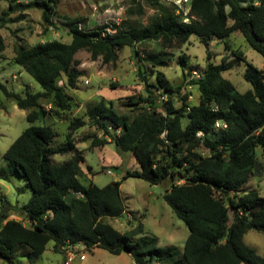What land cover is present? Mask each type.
<instances>
[{
	"label": "trees",
	"instance_id": "trees-1",
	"mask_svg": "<svg viewBox=\"0 0 264 264\" xmlns=\"http://www.w3.org/2000/svg\"><path fill=\"white\" fill-rule=\"evenodd\" d=\"M7 1L2 24L22 21L27 10L36 8L42 11L46 29L58 27L61 0ZM148 1L155 13L147 21L132 17L143 13L136 4L120 24L86 29L79 23L87 20H68L64 24L72 37L69 42L56 38L15 47V62L42 90L23 94L0 83L7 97L27 110L30 122L3 157L32 189L28 202L0 205L3 260L23 264L17 249L24 247L23 255L33 264L52 240L57 252H65L70 245L103 248L114 255L126 251L135 264H264V255L244 239L250 230L264 232V195L244 188L252 175L261 173L257 149L264 151V68L228 42L238 32L264 57V0H190L187 15L173 1ZM15 12L19 15L7 17ZM192 35L207 47L206 68L200 77L193 76L185 52L178 62L184 80L190 77L188 83L200 93L198 103L191 102L192 93L184 92V83L174 84L159 70L174 58L170 49L189 43ZM213 38L224 41L231 51L221 63L212 61ZM151 42L157 48L141 55L139 48ZM125 47L137 54L138 75L146 84L144 93L128 97L131 113L118 112L113 100L100 96L83 114L69 117L74 102L66 89L79 86L85 74L77 53L86 50L93 60L115 63ZM4 49L0 39V54ZM242 61L246 63L244 78L252 85L244 92L224 76ZM155 73L152 82L150 76ZM162 94L167 100L160 99ZM42 100L50 104L49 110ZM47 114L69 119L62 142L57 143L55 127L43 121ZM87 124L94 130L92 147L112 142L120 152L134 154L140 166L127 169L124 178L135 176L152 184L170 179L164 199L190 230L183 249L159 245L158 236L146 233L142 224L125 231L113 226L110 220L127 211L122 181L99 186L88 180L76 137ZM110 126L121 128L120 135ZM66 153L68 159L54 160L56 154ZM84 179L89 182L85 184ZM12 210L23 212L22 219L10 218Z\"/></svg>",
	"mask_w": 264,
	"mask_h": 264
},
{
	"label": "rangeland",
	"instance_id": "rangeland-1",
	"mask_svg": "<svg viewBox=\"0 0 264 264\" xmlns=\"http://www.w3.org/2000/svg\"><path fill=\"white\" fill-rule=\"evenodd\" d=\"M168 4L172 0H162ZM136 4L143 7L141 16L132 15L141 21L147 19L155 13L154 8L148 0H61L58 4L59 15L56 17L58 27L46 29L42 20V11L36 8L27 10V17L22 21L8 22L2 24L0 21V39H2L5 49L0 54V83L6 85L10 90H15L25 94V91L42 90V85L22 66L14 60L15 47L24 45L29 47L36 42L51 39H62L66 42L71 40L67 26L64 24L68 20H87L83 23L84 28H95L98 25L110 23L115 19L124 20L127 17L129 8H135ZM188 4V3H186ZM9 1L0 0V16L4 11H8ZM19 12L10 14L7 17H16ZM228 42L232 48L241 49L258 68H264V57L248 43L245 37L235 32ZM156 42L144 45L139 48L141 55L145 51L157 48ZM212 53V61L221 63L224 56L230 57L231 51L226 48V43L218 38H213L209 47ZM175 53L174 58L168 66H162L163 71L174 83H184V92L190 91L192 103H198L200 93L195 85L188 83L190 77L184 80L183 69L178 62V57L182 53L189 56V65L200 74L207 65V47L200 41L199 37L192 35L190 42L180 48L170 49ZM77 57L82 61L80 67L85 74L80 79L79 86L67 88L74 102L73 109L68 113L69 117L83 114L86 108L98 100L100 96L115 102V108L120 113H131V106L126 103L132 94L144 93L146 84L138 75L137 54L132 47H125L119 52V58L115 63H104L102 58L93 60L91 53L86 50L79 51ZM246 63L242 61L234 69L224 72V76L230 79L238 88L244 92L252 87L251 83L244 78ZM156 73L150 76V81H155ZM88 81V82H87ZM46 110L50 109V104L42 100ZM43 121L52 124L58 132L57 143L65 140V133L68 130L69 119H61L55 115L47 114L43 116ZM42 123V121H39ZM30 125L27 119V110L20 108L13 100L9 99L4 90L0 87V205L3 204H24L28 202L32 195V189L25 177L21 176L14 166L4 159V153L9 146L18 138L22 131ZM94 130L85 125L82 130L76 133L77 145L81 148L85 161L82 163L84 171L89 173L88 180L92 177L99 186H104L111 181H122L121 193L125 200L127 211L133 217L136 225L142 224L146 233L155 234L159 238V245H176L184 248L189 235V227L172 210L171 206L164 199V192L169 186L170 179L160 183L152 184L149 181L135 177H125L127 169L139 168L140 163L131 152L122 153L115 143H108L105 146L92 147L91 135ZM102 135V134H101ZM260 159L261 173L252 175L245 185L246 190H256L264 195V151L257 149ZM70 156L66 154H56L54 160L62 162ZM138 163V164H137ZM89 167L91 171L89 172ZM112 168L114 174H108L107 169ZM84 179L87 184L89 181ZM124 214L121 217L111 219L113 226L121 231L133 227L126 220ZM22 214L16 210L10 213V218L22 219ZM28 225L27 221H24ZM131 223V222H130ZM128 229H121L128 227ZM131 226V227H130ZM245 241L264 255V232L250 230L245 234ZM54 241H50L46 251L33 264H64L65 252L54 250ZM24 247H19L17 253L23 264H30L28 258L23 255ZM87 259L81 260L77 256L70 264H128L127 260L119 255H114L108 250L98 248L97 250H84ZM79 254V253H78ZM77 254V255H78ZM130 257V256H127ZM0 264H12L0 258Z\"/></svg>",
	"mask_w": 264,
	"mask_h": 264
},
{
	"label": "built area",
	"instance_id": "built-area-1",
	"mask_svg": "<svg viewBox=\"0 0 264 264\" xmlns=\"http://www.w3.org/2000/svg\"><path fill=\"white\" fill-rule=\"evenodd\" d=\"M175 4H177L179 6V9H183L184 10V14L187 15V12L189 10L188 4L190 0H172ZM188 3V4H186ZM122 20L121 19H115V21L117 24H120ZM185 21H188V18L185 17ZM79 26L82 27L83 24L79 23ZM107 30L112 32L113 29L111 28V26L107 27ZM193 76L195 77H200L202 74H200L197 71H193ZM88 82V81H87ZM160 99L162 100H167V95L166 94H162L160 96ZM222 124V122H217L216 125L220 126ZM223 126L226 127V124L223 123ZM116 135H120L121 133V128H113L112 126L109 127ZM166 132L163 133V136H165ZM107 173L108 174H114L113 169L110 167L107 169ZM84 250H86V248L84 246H67V248L65 249V253H66V259L64 264H70L77 256H80L81 259L85 258V252ZM79 253V254H78ZM78 254V255H77Z\"/></svg>",
	"mask_w": 264,
	"mask_h": 264
},
{
	"label": "crops",
	"instance_id": "crops-1",
	"mask_svg": "<svg viewBox=\"0 0 264 264\" xmlns=\"http://www.w3.org/2000/svg\"><path fill=\"white\" fill-rule=\"evenodd\" d=\"M98 147V146H97ZM81 149V148H80ZM138 164V163H137ZM82 167H83V165H82ZM83 169H84V167H83ZM85 170V169H84ZM87 173V172H86ZM88 176H89V173H88ZM92 179H93V177H92ZM94 181V180H93ZM126 216V220L128 221V220H131L130 222H129V224L130 225H133V226H136V224L133 222V217L131 216V214L128 212V211H126L125 213H124ZM115 219V218H114ZM129 224H128V227L126 226V227H122L121 229L123 230V229H128L129 228ZM131 227V226H130ZM79 246H83V245H79ZM97 250L98 248H94L93 250ZM119 256H121V257H123V256H125V257H123L124 258V260H127L128 261V264H135V261H134V259H133V257L128 253V252H126V251H124V252H122L121 254H119ZM127 256H130V257H127ZM88 257H87V253H85V258L84 259H87ZM84 259H81V260H84Z\"/></svg>",
	"mask_w": 264,
	"mask_h": 264
},
{
	"label": "water",
	"instance_id": "water-1",
	"mask_svg": "<svg viewBox=\"0 0 264 264\" xmlns=\"http://www.w3.org/2000/svg\"><path fill=\"white\" fill-rule=\"evenodd\" d=\"M21 214H22V216L24 215V213H23V212H22Z\"/></svg>",
	"mask_w": 264,
	"mask_h": 264
}]
</instances>
